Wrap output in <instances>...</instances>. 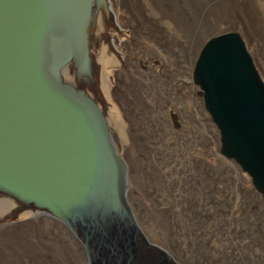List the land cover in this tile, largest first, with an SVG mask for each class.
Returning <instances> with one entry per match:
<instances>
[{
	"label": "water",
	"instance_id": "1",
	"mask_svg": "<svg viewBox=\"0 0 264 264\" xmlns=\"http://www.w3.org/2000/svg\"><path fill=\"white\" fill-rule=\"evenodd\" d=\"M126 36L112 0H0V226L52 218L85 264H180L137 221L123 148L95 92L92 48L104 45L107 59L116 51L111 73L121 52L110 40ZM190 77L218 130V152L264 201V82L239 32L207 36Z\"/></svg>",
	"mask_w": 264,
	"mask_h": 264
},
{
	"label": "rangeland",
	"instance_id": "2",
	"mask_svg": "<svg viewBox=\"0 0 264 264\" xmlns=\"http://www.w3.org/2000/svg\"><path fill=\"white\" fill-rule=\"evenodd\" d=\"M127 36L109 93L126 122L127 198L146 236L180 264H264V201L218 152L190 73L204 39L237 30L264 82V0H112ZM169 112L176 116L172 124ZM0 264H85L58 221L0 226Z\"/></svg>",
	"mask_w": 264,
	"mask_h": 264
},
{
	"label": "bare ground",
	"instance_id": "3",
	"mask_svg": "<svg viewBox=\"0 0 264 264\" xmlns=\"http://www.w3.org/2000/svg\"><path fill=\"white\" fill-rule=\"evenodd\" d=\"M118 17L121 18L120 15ZM118 17L116 16V18ZM110 41H111L110 42L111 47L112 48L114 47L115 50L118 49L119 45L116 44L115 41L112 39ZM96 46L97 44L95 45V47L92 48L93 76H94V81L97 82V89H98V90L95 89V92H96L97 98L101 100L103 107L105 108V111L107 112V117L110 123L109 134H110L111 141L113 142L114 146L117 145V147L119 146V147L124 148L125 144L128 142L127 135H126V126H124V132H123L121 122L117 118V112L115 108L111 105V103L113 105L114 103L112 102L110 93L107 90L109 82L111 80L110 66L114 62H116V59H115L116 51H113L110 55H108L109 57L107 59L106 57L107 49L105 48V46L104 45L102 46L98 45L97 47ZM126 166H127V162H126Z\"/></svg>",
	"mask_w": 264,
	"mask_h": 264
},
{
	"label": "flooded vegetation",
	"instance_id": "4",
	"mask_svg": "<svg viewBox=\"0 0 264 264\" xmlns=\"http://www.w3.org/2000/svg\"><path fill=\"white\" fill-rule=\"evenodd\" d=\"M198 92V91H197ZM198 94H199V92H198ZM201 96V95H200ZM203 104V103H202ZM176 117V116H175ZM178 126V125H177Z\"/></svg>",
	"mask_w": 264,
	"mask_h": 264
}]
</instances>
